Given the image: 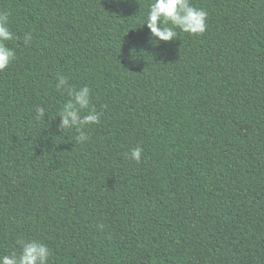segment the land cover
<instances>
[{
  "label": "trees",
  "instance_id": "16d2710c",
  "mask_svg": "<svg viewBox=\"0 0 264 264\" xmlns=\"http://www.w3.org/2000/svg\"><path fill=\"white\" fill-rule=\"evenodd\" d=\"M152 2L0 0L17 37L0 72V256L35 239L49 264H264V0H190L206 32L158 43ZM57 73L101 114L82 144L59 129Z\"/></svg>",
  "mask_w": 264,
  "mask_h": 264
},
{
  "label": "clouds",
  "instance_id": "9594fccd",
  "mask_svg": "<svg viewBox=\"0 0 264 264\" xmlns=\"http://www.w3.org/2000/svg\"><path fill=\"white\" fill-rule=\"evenodd\" d=\"M146 24L151 37L156 42H169L177 38L179 29L181 33L193 36L202 35L207 30L208 12L190 3V0H153L148 6ZM10 13L0 11V72L5 71L16 59V50L8 46V42L17 39L10 29ZM33 40L31 33H26L23 43L30 45ZM56 90L67 94L69 99L62 104L59 116V129L63 131L75 128L78 135L75 143L82 144L89 137L84 131L89 125L99 124L101 114L91 104L92 92L88 86L75 87L70 83V77L56 74ZM106 107V106H105ZM36 119H45L46 111L42 106L35 109ZM143 148L140 146L130 150V160L141 162ZM103 228V225H100ZM16 246L19 251L0 256V264H49L51 250L49 247L35 239H18Z\"/></svg>",
  "mask_w": 264,
  "mask_h": 264
}]
</instances>
